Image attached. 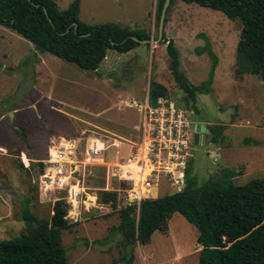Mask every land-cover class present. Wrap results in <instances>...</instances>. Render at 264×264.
Returning <instances> with one entry per match:
<instances>
[{
    "label": "rangeland",
    "instance_id": "374dc122",
    "mask_svg": "<svg viewBox=\"0 0 264 264\" xmlns=\"http://www.w3.org/2000/svg\"><path fill=\"white\" fill-rule=\"evenodd\" d=\"M53 1L60 10L78 1L83 23L142 30L152 43L125 54L108 52L100 68L90 72L39 53L27 40L0 27V241L25 233V209L38 222L49 220L53 214L52 201L41 198L38 179V163L43 166L47 159L50 140L70 139L84 144L94 136L131 139L132 126L142 121L132 102L143 103L150 80L163 85L176 106L187 105L188 96L178 88L170 72L167 41L174 43L179 70L192 86L200 87L209 78V51L218 58L209 93L195 96L194 121L207 128L224 129L215 144L209 141L204 146H191L187 173L197 179L198 186L220 178L225 170L236 171L234 185L264 179V164L244 169L243 148L247 145L243 140L257 121L264 126V82L256 76L239 78L234 73L240 33L237 23L221 12L174 1L165 16L164 39L156 44L157 0ZM11 109H15L12 122ZM15 127L24 130L25 140L16 134ZM219 147L236 149L230 164ZM105 159L114 163L113 148L107 150ZM104 180L101 168L85 172L83 182L88 197L99 196L97 189ZM168 191V187L161 186L158 196L171 194ZM85 201L91 199L86 197ZM119 211L91 207L77 224L62 232L68 264H124L123 257L128 256L130 248L131 264H198L201 248L196 242L197 232L180 214L172 215L166 234L156 232L149 244L128 247L118 230Z\"/></svg>",
    "mask_w": 264,
    "mask_h": 264
},
{
    "label": "trees",
    "instance_id": "16d2710c",
    "mask_svg": "<svg viewBox=\"0 0 264 264\" xmlns=\"http://www.w3.org/2000/svg\"><path fill=\"white\" fill-rule=\"evenodd\" d=\"M164 1L157 0V19ZM174 1L221 12L237 23L240 33L235 48L234 73L239 78L256 76L264 82V0H171L170 5ZM166 22L165 19L164 26ZM0 27L27 40L39 53L90 72L100 68L108 52L125 54L139 47L133 38L138 41L150 39L145 31L117 24L83 23L79 19L78 1L60 10L53 0H0ZM166 53L175 84L188 96L185 108L195 110L196 94L209 93L218 64L217 56L209 51L212 62L209 78L196 87L179 70L178 53L172 41H167ZM148 96L152 104L158 98H168L165 87L151 80ZM223 129L219 126L208 128L211 143L217 142ZM16 134L25 140L23 129ZM38 165L40 175L43 166L42 163ZM97 168L104 172V168ZM185 170V187L180 193L142 200L138 216L136 204L122 206L118 230L126 245L149 244L154 233H167L172 215L180 214L197 232L196 242L201 248L198 264H264V179L234 185L232 178L236 173L225 170L220 178L209 179L198 186L197 179ZM98 193L97 201L101 205L113 209L120 205L117 193ZM52 205V216L42 222L24 210L26 231L14 239L0 241V264H68L62 232L78 222L70 223L66 219L69 206L64 201ZM132 250L130 248L128 256L123 257L124 264L133 261Z\"/></svg>",
    "mask_w": 264,
    "mask_h": 264
},
{
    "label": "built area",
    "instance_id": "2783aa9c",
    "mask_svg": "<svg viewBox=\"0 0 264 264\" xmlns=\"http://www.w3.org/2000/svg\"><path fill=\"white\" fill-rule=\"evenodd\" d=\"M133 105L137 107L135 103ZM139 107L142 121L135 129L139 137L129 144L124 143L128 152L123 157L120 154L122 143L114 146L113 141L106 145L109 138L94 136L84 144L50 140L49 154L38 178L39 190L41 198L51 200L53 204L62 200L69 206L67 220H80L86 205L82 177L88 169L107 165L105 157L109 148L117 150L114 154L119 156L108 171L118 187L103 190L119 194L120 205L136 204L138 209L140 202L151 199L152 190L158 191L161 186L175 194L184 189L183 172L192 157L191 146L195 145L196 132L192 129L195 111L180 108L163 97L155 104L146 100ZM94 207L101 209L103 205L95 204Z\"/></svg>",
    "mask_w": 264,
    "mask_h": 264
},
{
    "label": "crops",
    "instance_id": "0c3cea01",
    "mask_svg": "<svg viewBox=\"0 0 264 264\" xmlns=\"http://www.w3.org/2000/svg\"><path fill=\"white\" fill-rule=\"evenodd\" d=\"M180 2V1H179ZM182 3V2H181ZM134 50V49H133ZM219 57V59H220V65L219 66H221V64H222V61H221V58H220V56H218ZM146 100H149L150 101V99H149V96H148V94L146 95V97H145V100L143 101V103H145V101ZM151 102V101H150ZM132 103H135L136 105H137V107L136 106H134L133 104H132V107H134V108H137V109H139L140 107V105L141 104H143V103H137L136 101H134L133 100V102ZM139 107V108H138ZM183 108H185V107H183ZM14 110L15 109H11V111L10 112H14ZM193 110V109H192ZM195 111V110H194ZM139 114H141V112H140V109H139ZM15 115V113H13V116ZM15 117V116H14ZM11 121V120H10ZM12 122V121H11ZM259 122L257 121V124L255 125V126H253V127H251V125L249 124V127H251L250 128V130L248 131V137L247 138H245L243 141H244V144L245 145H247L246 147H244L243 149H244V154H246V158H245V161H244V163H245V170H247V169H250L249 168V166L251 165V166H263V164H264V126H259ZM139 125H133L132 126V135H133V137L131 138V139H125V138H120L121 140H114V139H109V143H111V142H113L114 141V146H120V144L119 143H122V147H121V152H120V154H121V157H123V156H125L126 154H127V152H128V147H123L124 146V143L125 144H129L130 143V141L131 140H137L138 139V137H139V133L135 130L137 127H138ZM207 127V126H206ZM16 130V129H15ZM92 138V137H91ZM91 138H89V139H91ZM88 139V140H89ZM202 139H204V137L201 135V140ZM70 140V139H69ZM200 140V141H201ZM0 146H3V145H0ZM1 149V148H0ZM2 150V149H1ZM219 150H221V151H223V158L225 159V161L226 162H232V160H231V155H232V152H234L236 149L234 148V149H229V148H218V151ZM117 150H115L114 149V153L116 152ZM217 151V152H218ZM217 152H215V154L217 153ZM218 154V153H217ZM219 155H220V153H219ZM114 157H115V160H114V163H116L117 162V160L119 159V156H117V155H115L114 154ZM216 157V156H215ZM214 156L212 157V159L213 158H215ZM219 157V156H218ZM220 157H222L221 155H220ZM217 158V157H216ZM23 159H24V157H23ZM217 159H220V158H217ZM219 161V160H218ZM106 163H107V165H105V166H99V167H102V168H104V184H103V186L102 187H100V188H98L97 190L98 191H105V190H103L105 187H109V188H112V189H114V188H116V187H118V183H117V181L116 180H113L112 179V177L108 174V171L110 170L109 168H110V166L112 165V164H114V163H109V162H107L106 161ZM237 163L238 162H236L235 163V165H237ZM24 164H25V159H24ZM230 164V163H229ZM231 164H233V163H231ZM26 165V164H25ZM27 166V165H26ZM232 167H236V166H234V164L233 165H231ZM92 169V168H91ZM232 171H234V170H232ZM236 172V171H235ZM85 175V174H84ZM82 181H83V177H82ZM113 182H115L116 183V185H114V183ZM83 185H84V182H83ZM84 188H85V186H84ZM85 190V197L84 198H89V199H91V202L90 201H86L85 203H87V202H89L90 204H89V206H87V208H85L84 207V209L85 210H83L82 211V215H83V212L84 211H86L87 209H90L91 207H93V209H96L97 207H94L95 206V204L97 205V206H102L100 203H98V201H97V195H92V196H90V197H88V195H87V188H85L84 189ZM105 192H113V191H105ZM169 192V191H168ZM118 196H119V194H117ZM150 196H152V198L151 199H148V200H153L154 198L155 199H157V197L159 198V196H158V191L156 190H152V192H151V194H150ZM153 196H154V198H153ZM122 206L123 205H118L117 206V209L118 210H120L121 208H122ZM90 207V208H89ZM103 208H111L109 205H103ZM82 215H81V217H82ZM136 216H138V209H137V212H136ZM81 219V218H80ZM80 221V220H79ZM79 221H76V222H73V221H69L70 223L72 222V223H77V222H79Z\"/></svg>",
    "mask_w": 264,
    "mask_h": 264
},
{
    "label": "water",
    "instance_id": "95a60500",
    "mask_svg": "<svg viewBox=\"0 0 264 264\" xmlns=\"http://www.w3.org/2000/svg\"><path fill=\"white\" fill-rule=\"evenodd\" d=\"M171 0H165L162 8H161V12L159 15V19H158V36L157 39L155 41L156 44L160 43L164 34V21H165V16L168 10V7L170 5ZM134 41L138 42V44L140 45H144V44H151L152 40H143V41H138L136 38H133ZM9 117L11 118L10 120H13V113H9ZM16 130L20 131V129L16 128ZM192 129L196 132V134L194 135V143L195 145L198 146H204L206 145L209 141H210V134H209V130L206 127L205 124H197L194 123L192 124ZM201 135L204 137V139L201 140ZM201 140V141H200Z\"/></svg>",
    "mask_w": 264,
    "mask_h": 264
},
{
    "label": "bare ground",
    "instance_id": "6f19581e",
    "mask_svg": "<svg viewBox=\"0 0 264 264\" xmlns=\"http://www.w3.org/2000/svg\"><path fill=\"white\" fill-rule=\"evenodd\" d=\"M151 192V191H150Z\"/></svg>",
    "mask_w": 264,
    "mask_h": 264
}]
</instances>
